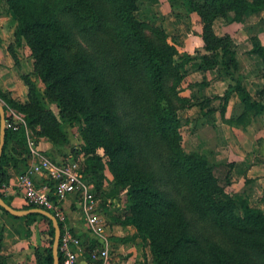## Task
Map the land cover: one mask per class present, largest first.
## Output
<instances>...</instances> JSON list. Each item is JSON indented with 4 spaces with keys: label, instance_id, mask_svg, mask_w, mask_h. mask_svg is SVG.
Segmentation results:
<instances>
[{
    "label": "trees",
    "instance_id": "1",
    "mask_svg": "<svg viewBox=\"0 0 264 264\" xmlns=\"http://www.w3.org/2000/svg\"><path fill=\"white\" fill-rule=\"evenodd\" d=\"M183 5L187 15L200 20L205 55L196 68H217L231 82L226 92L243 106L235 118L225 119L224 97L222 123L245 129L264 114V99H253L235 76L230 37H217L213 25L228 13L240 23L245 14L264 11V0H183ZM137 11L138 0H0V17L11 15L16 23L7 49L27 90L24 102L0 90L6 119L8 108L23 115L35 136L55 147L69 143L65 126L76 130L80 145L65 157L75 162L81 155L83 177L95 197L104 198L99 215L110 211L107 201H124L122 216L113 223L133 227L136 234L112 241L147 244L150 264H264V212L246 197L227 193L229 177L222 186L206 156L182 149L179 113L191 100L181 96V85L186 65L196 58L179 54L166 32L140 21ZM24 46L30 73L20 69L16 52ZM251 51L264 66V45L254 44ZM22 164L27 166L24 131L6 129L0 196L10 207L2 192L6 169ZM105 169L112 182L101 192L108 181ZM0 214L24 223L17 233L25 240L38 221L44 222L47 248L29 245L22 253L34 264L53 263L49 219L16 218L2 208ZM5 229L0 217V252Z\"/></svg>",
    "mask_w": 264,
    "mask_h": 264
},
{
    "label": "rangeland",
    "instance_id": "2",
    "mask_svg": "<svg viewBox=\"0 0 264 264\" xmlns=\"http://www.w3.org/2000/svg\"><path fill=\"white\" fill-rule=\"evenodd\" d=\"M136 16L142 22L163 29L169 37V44L173 45L179 54H187L196 58L195 61L186 65V75L181 85V96L191 100V107L179 113L182 149L185 153H199L206 156L214 167V174L219 183L224 186L226 178L229 177V180L231 178L229 176L230 171H232L229 168V165L233 164L231 162L244 158L246 154L255 153L256 147L260 149L261 155L264 157L262 139L258 142L253 139L255 128H264V114L254 118V121L245 129H232V127L222 123L220 111L224 97H228L224 111L226 119L235 118L243 111V106L236 94L226 92L231 82L226 80L224 74L218 73L217 68L203 67L199 70L196 68L201 62V57L205 55L202 49V41L198 35L201 32V25L196 14L187 15L183 0H138ZM9 24H12L11 21H9ZM11 28L14 32L13 27ZM213 30L219 38L226 35L230 37L229 49L234 52L237 63V70H232L235 76L242 80L253 99L262 101L264 99V66L259 57L251 50L254 44L264 45V11L257 14L247 13L242 17L240 23L233 22V13H228L225 17L214 22ZM16 52L20 69L24 73H30L32 71V61L28 49L24 46L17 49ZM15 70L17 71L16 67ZM19 80L23 85L20 76ZM39 86L41 85L39 84ZM9 96L14 99L11 93ZM47 103L48 101H46ZM65 129L69 138V143L66 146L55 147L50 143L48 145V154L51 155L53 160H56L55 158L59 155H63V157L69 155L74 148L80 145V138L77 136L76 130L67 126H65ZM98 152L100 155L102 154L101 150ZM253 161L255 160L253 159ZM258 173H261V175H258L264 178V172L259 171ZM104 175L108 181L104 182L101 192H107L108 187H110L108 182H112L106 169ZM255 184L254 186L259 185V187L256 188L253 194L246 193V191L245 193L241 191L238 193L236 191L240 188L236 187V184H234L235 187H232L231 183L225 187V191L229 194H239L246 197L253 208L260 209L262 207L264 212V206L262 205L264 203V181ZM103 199V197L98 198L99 206L103 203ZM106 204L110 211L100 215V217L105 223L104 234L109 242L111 241L112 247L109 252L111 264H114V261L117 264H124V261H128L129 264H150L149 247L140 240L123 243L122 250L112 244V238L116 237L114 234L116 227H118L113 223V220L122 216L124 201H107ZM21 224L19 229L23 227L24 223L21 222ZM35 227L37 228L36 233H32L28 238L25 237L26 240L41 244L44 249L47 248L46 224L38 221ZM87 233L90 238L88 249L90 252L89 258H91V253L94 250H99L101 244L98 243L89 230ZM135 234L136 230L133 235ZM4 236L10 242L12 241L13 236L8 235L6 229ZM22 239H24V236ZM129 250L132 252L128 253Z\"/></svg>",
    "mask_w": 264,
    "mask_h": 264
},
{
    "label": "built area",
    "instance_id": "3",
    "mask_svg": "<svg viewBox=\"0 0 264 264\" xmlns=\"http://www.w3.org/2000/svg\"><path fill=\"white\" fill-rule=\"evenodd\" d=\"M19 128L24 131L27 166L15 176L12 184L4 183L2 185L4 195L7 196L16 190L24 206L33 205L45 210L62 223L58 248L61 257L59 264H78L81 252L80 240L68 226L61 208L62 203L69 196L75 197L87 230L101 244L99 250H94L91 253L92 260L100 261L101 264H111L109 258L111 243L104 234V220L97 212L99 201L93 193V185L81 173V156L75 162L71 161L69 157L65 162L52 160L45 151L39 148V142L44 139L37 138L33 131L27 127L23 115L8 108L5 129L15 131ZM35 177L42 180L40 187L35 185Z\"/></svg>",
    "mask_w": 264,
    "mask_h": 264
},
{
    "label": "crops",
    "instance_id": "4",
    "mask_svg": "<svg viewBox=\"0 0 264 264\" xmlns=\"http://www.w3.org/2000/svg\"><path fill=\"white\" fill-rule=\"evenodd\" d=\"M12 18L13 17L11 15L0 17V90L10 92L15 100L24 102L26 100L27 90L25 87H23V85H21L18 73L15 70L13 61L7 49L8 46L13 43V32L11 27H13V31L16 27V23ZM3 20L4 22H2ZM9 21H11L12 24H9ZM253 133L255 136L253 139L257 142L258 140L262 139L261 141L263 142L264 147V128L257 127ZM48 145L49 143L45 139L39 142V148L45 151L47 155L49 150ZM55 159L59 162H65L67 157L59 155ZM253 159L255 161H253ZM259 161L263 162L252 164ZM231 163H233V169L230 173V183L232 187H235L234 184H236V187L240 188L236 192L239 193L241 191L245 193L246 191V193L253 194L256 188L259 187V185L257 187L254 186L256 185L255 183H261V181H264V178L259 176L261 173H258L259 171L264 172V157H262L260 149L256 147L255 153L250 155L246 154L244 158H240L237 161H233ZM25 168L26 167L23 164L21 167L17 168L8 167L6 169L7 184H12L14 182L15 176L22 172ZM34 182L37 187H40L42 184V180L39 177H35ZM7 197L11 199L12 207L22 208L24 206L23 201L17 194L16 190H13L11 193H9ZM262 205L264 206V203ZM61 208L66 217L68 226L70 227L73 234L79 238L81 243V252L78 258V264H94L93 261L89 260L90 252L88 249V244H90V238L87 233L88 230L81 218V213L79 211L75 197L69 196L66 201L62 203ZM260 209L262 210V207ZM0 217L5 224L7 234L13 236L11 238V242L9 239L4 237L3 248L0 252V261L2 264H34V260L31 257L29 258L25 256L22 253V250H26L29 245L37 248H42V245L31 243L30 241L22 239L21 236L18 235L17 229H19V227L22 225L20 220H13L7 216ZM36 227H32V233H36ZM133 233H135V229L133 227L118 226L116 227L114 235L117 238H125L131 237ZM112 244L116 247L118 246L117 248L121 250L124 246L123 243H117L113 241ZM131 252V250L128 251V253ZM114 264H117L116 261H114ZM124 264L129 263L128 261H124Z\"/></svg>",
    "mask_w": 264,
    "mask_h": 264
},
{
    "label": "water",
    "instance_id": "5",
    "mask_svg": "<svg viewBox=\"0 0 264 264\" xmlns=\"http://www.w3.org/2000/svg\"><path fill=\"white\" fill-rule=\"evenodd\" d=\"M5 111L3 106L0 104V159L3 152V147L5 144ZM0 208H2L7 214L12 217L16 218H24L29 215L37 214L49 219L52 223L53 230H54V237L53 243L51 247L52 252V264H59V255H58V248H59V240H60V228L57 219L49 212L42 210L40 208H33V209H15L7 205L0 196Z\"/></svg>",
    "mask_w": 264,
    "mask_h": 264
}]
</instances>
